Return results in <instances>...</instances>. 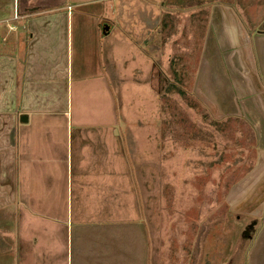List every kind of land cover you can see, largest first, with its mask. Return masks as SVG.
I'll return each instance as SVG.
<instances>
[{"label":"rangeland","instance_id":"1","mask_svg":"<svg viewBox=\"0 0 264 264\" xmlns=\"http://www.w3.org/2000/svg\"><path fill=\"white\" fill-rule=\"evenodd\" d=\"M100 1L62 14L61 42L31 48L42 56L32 55L24 89L30 46L18 50L16 98L28 103L1 109L0 153L18 134L10 126H18L30 135L32 167L55 171L57 164L46 160L66 148L59 134L78 132L71 145L82 151L92 147L93 134L106 132L109 164L83 169L81 210L125 214L121 242L129 256L137 243L138 254L160 264H242L251 222L238 219L226 197L253 163L254 140L247 123L217 117L194 85L204 13L218 0ZM156 19L159 43L152 45L147 32ZM82 154L88 163L89 153ZM0 178L2 186L1 172Z\"/></svg>","mask_w":264,"mask_h":264},{"label":"crops","instance_id":"2","mask_svg":"<svg viewBox=\"0 0 264 264\" xmlns=\"http://www.w3.org/2000/svg\"><path fill=\"white\" fill-rule=\"evenodd\" d=\"M98 2L101 3L100 0H0V26L7 27L0 30V122H5L1 109L7 107L14 112L15 107L28 103L27 98H16L21 59L18 50L24 47L26 51L30 46L23 54L27 56L22 68L24 89V80L32 69V55L33 59L42 56L31 52V48L40 49L45 40L52 45L61 42L62 14L67 12L69 16L71 8ZM216 3L204 13L205 30L194 85L207 106L219 110L217 117L230 115L233 120L248 124L254 140L253 163L231 187L226 202L238 219L248 218L251 222L246 225L245 234L250 241L242 264H264V0ZM159 22L157 19L152 22L147 32L152 45L159 43ZM108 24L111 32L115 26ZM9 42L13 44L8 46ZM143 42L144 38L137 46L139 50ZM19 116L14 118L17 123ZM62 118L63 128L67 118ZM10 128L18 134H12L9 149L0 153L3 175L0 202L2 207L5 205L0 209V264H160L138 254L137 243L133 245L135 253L129 256V245L121 242L122 233L127 240L128 218L120 210L80 209L81 199L87 201L81 196V180L88 177L83 169L87 166L88 171L93 166L104 170L109 164L112 154L106 140L111 139L109 134H93L92 147L82 151L71 145V138L78 132L66 130L59 134L66 148L59 159L56 156L46 160L50 165L57 164L55 171L51 168L47 171L43 166L32 167L29 133L18 126ZM84 151L89 153L88 163ZM116 170L115 179L121 182V168ZM94 176L99 177L97 173ZM137 230L140 227L136 224Z\"/></svg>","mask_w":264,"mask_h":264},{"label":"water","instance_id":"3","mask_svg":"<svg viewBox=\"0 0 264 264\" xmlns=\"http://www.w3.org/2000/svg\"><path fill=\"white\" fill-rule=\"evenodd\" d=\"M21 123H26L27 122V117L22 116L19 120Z\"/></svg>","mask_w":264,"mask_h":264},{"label":"trees","instance_id":"4","mask_svg":"<svg viewBox=\"0 0 264 264\" xmlns=\"http://www.w3.org/2000/svg\"><path fill=\"white\" fill-rule=\"evenodd\" d=\"M164 24H165V23H163V25H164ZM170 88H172V89L174 88V89H175V87H174V86H172V85L170 86ZM175 91H177V93H179V94H182V92H181V91H179V90H175Z\"/></svg>","mask_w":264,"mask_h":264}]
</instances>
